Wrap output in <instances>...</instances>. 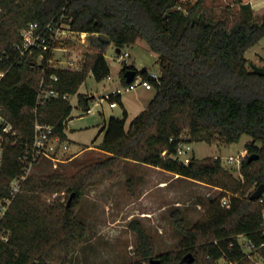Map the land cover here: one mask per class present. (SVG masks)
Returning <instances> with one entry per match:
<instances>
[{"label": "trees", "instance_id": "16d2710c", "mask_svg": "<svg viewBox=\"0 0 264 264\" xmlns=\"http://www.w3.org/2000/svg\"><path fill=\"white\" fill-rule=\"evenodd\" d=\"M204 0L184 4L179 0H0V71L7 72L0 87L2 115L15 127L20 140L3 138L0 198L10 196V185L25 175L20 160L25 144L34 140L36 123L50 125L54 135L67 140L65 130L73 108L71 96L89 110L91 97L80 94L92 74L97 82L110 76L105 53L111 45L123 52L144 41L157 56L159 81L144 69L136 72L156 90L147 110L126 131L128 114L111 117L104 140L97 148L104 160L86 165L72 176L28 175L10 205L0 227V264H72L73 255L84 244L87 228L77 211L90 187L115 181L124 162L158 168L179 177L221 189L203 217L190 229L179 210L171 213L182 235L178 251L155 254L153 240L137 221L130 229L137 235V260L129 264H249L239 237L257 247L264 244V200L250 199L264 185V74L249 66L246 53L264 38V16L255 18L249 6L238 14L229 8L205 9ZM30 24L54 29L68 25L85 34L90 50L82 69L52 68L55 44L48 52L35 50L21 57L16 45ZM106 35L109 43L99 38ZM120 52V53H121ZM39 64L38 60L41 58ZM264 68V67H263ZM57 76L58 81L50 78ZM42 81L57 98L38 104ZM121 103V96L115 98ZM186 136V137H185ZM243 136L252 140L243 159L240 179L215 158L197 159L188 165L175 157L181 138L189 144L226 146ZM260 145V146H259ZM255 155L257 159L249 161ZM231 193L230 209L221 198ZM65 194L47 200V196ZM263 201V202H261ZM231 245L233 247L231 248ZM264 254V248L261 250ZM193 261L191 262V259Z\"/></svg>", "mask_w": 264, "mask_h": 264}, {"label": "rangeland", "instance_id": "374dc122", "mask_svg": "<svg viewBox=\"0 0 264 264\" xmlns=\"http://www.w3.org/2000/svg\"><path fill=\"white\" fill-rule=\"evenodd\" d=\"M215 10L218 13L221 11ZM87 38L85 34L72 32L68 25H61L60 30L57 31L56 49L53 50L49 65L52 68H63L68 58L84 61L86 52L90 50ZM63 50H67V53ZM123 52L130 54L126 62L121 58L122 54L117 53L114 45L108 47L105 57L110 68V76L102 82H97L90 74L81 86L80 94L95 97L90 101L89 107L92 108L90 114L79 106L77 95L71 96L73 111L71 120L67 122V132L73 142H69L70 155L61 158L64 163L43 160L32 167L29 175L72 176L86 165L108 157L106 153L97 148L103 141L102 136L97 139L99 132L105 126L103 112L107 116L106 120L111 115L122 117L123 114L120 106L111 110L108 101L104 102L102 107H96V103L116 90H121L123 98L132 101L134 93L143 90L144 87H137L134 91H125L127 85L121 80L123 69L127 66L141 71L143 67L153 65L157 58L149 51L144 41H140ZM256 52L264 57V38L246 53L249 66L262 67ZM38 62L40 64L41 58ZM151 93L155 95L156 90H151ZM131 121L127 122L126 128L130 127ZM251 142L249 136H243L239 143L230 146H226L221 140L213 144L193 143L191 145L192 156L200 160L219 157L223 167L240 179L237 167L227 166L226 160L229 157L237 158L240 154L247 153V146ZM79 152L81 154L75 156ZM212 188L185 178L177 180L173 174L158 168L132 161L124 162L115 181H106L90 187L86 192L77 216L87 228V237L84 244L74 253L72 264H129L135 262L138 239L129 227L133 221L139 222L147 231L153 240L156 255L178 251L182 235L175 227L171 213L179 210L185 220V227L190 229L203 217L210 201L223 194L221 189ZM58 197H62V201L65 200L64 193L47 196L46 199L51 201ZM230 197L231 193L227 192L221 199L229 198L230 200ZM245 241L246 238L239 237L241 245Z\"/></svg>", "mask_w": 264, "mask_h": 264}, {"label": "built area", "instance_id": "2783aa9c", "mask_svg": "<svg viewBox=\"0 0 264 264\" xmlns=\"http://www.w3.org/2000/svg\"><path fill=\"white\" fill-rule=\"evenodd\" d=\"M60 30L54 29L52 24L47 25L42 28L38 24H30L23 32H22V41L20 44L16 45V49L19 51L21 57H25L27 54H32L35 50H42L43 52H48L50 49V42L53 44L57 43L56 35L57 31ZM56 49V47L54 48ZM53 49V50H54ZM67 53V50H63ZM122 59L126 60L130 58V54L127 52H121ZM42 59V57H41ZM83 60H76L73 58H68L66 61L65 67L57 68V69H65V70H81L83 65ZM7 72L0 71V87L2 85L3 80L6 77ZM151 77L159 81V74L151 73ZM50 81L57 82L58 77L52 76ZM45 83L42 81L40 92L38 94V104L44 103L46 100L57 98L58 92L52 89H45ZM144 87L148 90L153 89L151 83L145 81L141 76H135L132 83H129L125 87V91H133L137 87ZM121 90L113 91L111 94L101 98L96 103V107H102L103 103L108 101L110 108H115L118 106L116 101H113L115 98L120 97L122 95ZM95 99V97H94ZM2 109L0 108V170L2 166V156L3 150L1 147V142L3 138L14 139L13 144H17L20 140V134L15 129V127L2 115ZM92 112V108L89 107V110L86 112L90 114ZM62 140L59 137L54 135V128L50 125H43L40 123H36L35 126V135L34 140L31 143L25 144V152L24 155L20 158L21 162L26 165L24 172L25 175L19 179H15L10 185V196L8 198H0V227L1 223L12 204L16 195L20 192L21 183L27 178L30 174V170L34 165L42 162L43 160H48L52 162H60L59 153L61 149ZM192 144L185 142V138H181L178 143V149L176 154V159L183 163L184 165H188L192 158ZM247 153L240 154L237 158L229 157L226 160L227 166H236L237 169L241 170L243 159L246 157ZM215 159H220L219 157H215ZM221 160V159H220ZM222 161V160H221ZM241 177V174H240ZM222 207L226 209H230V200L229 198L221 199ZM263 202V201H261ZM0 237L2 239H6L5 236L0 231ZM245 238V237H244ZM242 252L245 254V259L249 264H264V254L261 253V250L264 248V244L260 247L255 246L250 243L247 238L243 245H241ZM233 245H231V248ZM241 262H228L227 264H240Z\"/></svg>", "mask_w": 264, "mask_h": 264}, {"label": "crops", "instance_id": "0c3cea01", "mask_svg": "<svg viewBox=\"0 0 264 264\" xmlns=\"http://www.w3.org/2000/svg\"><path fill=\"white\" fill-rule=\"evenodd\" d=\"M179 1L181 3H184V4H193L197 0H179ZM203 6H204L205 9H212V10H215V9H217V10H223L225 8H229L230 11H232L235 14H238L239 12H241V9H242L243 6H249L250 9H251V11H252V14H253V16L255 18H261V17L264 16V0H204ZM256 55L259 56V60L261 62V65H262V67H264V57H262L258 52H256ZM156 62H157V58H156V61L154 63L155 65L153 64L150 67L149 66L143 67L142 70L146 69L150 74L151 73L158 74V69H157V66H156ZM151 90H153V89H151ZM151 90H148V89L144 88L143 90H139V91L135 92L134 93V98L132 99V101H130L127 98H123V96L121 95V103H122V105L118 104V106L121 107L122 114H123L124 111H126L127 114H128V119L126 121V125H127V122H130L131 119L134 116H135L134 117V119H135L138 115H140L142 112H144L145 110L148 109L151 101L155 97V95H153L151 93ZM91 98H94V96H92ZM91 100H93V99H91ZM117 107L110 108V109L111 110H114ZM103 116L105 117V126L99 132L97 139L100 136H102V139L104 140L105 131H103V130L105 129L108 120L111 117H116V116L111 115L108 120H106L107 116L105 115L104 112H103ZM70 118H71V116H70ZM119 118H121V117H119ZM69 120H71V119H69ZM128 130H129V128H126V131H128ZM65 134L67 136V140L62 142L61 149H60V153H59V157H60V162L61 163H64V161H61V158H63L65 155H70V149H71V145H70L69 142H71L72 140L70 139V136H69V134L67 132V127H66V130H65ZM86 148H90L91 149L92 147H86ZM95 150H97V148H95ZM80 154L81 153L79 152V153L75 154V156H78ZM173 177L174 178H177V180H182V177H179L177 175H174L173 174ZM197 183H199V182H197ZM199 184H202L205 187H208V188L213 189L212 187H210V186H208L206 184H203V183H199Z\"/></svg>", "mask_w": 264, "mask_h": 264}, {"label": "water", "instance_id": "95a60500", "mask_svg": "<svg viewBox=\"0 0 264 264\" xmlns=\"http://www.w3.org/2000/svg\"><path fill=\"white\" fill-rule=\"evenodd\" d=\"M99 38L101 40H103L104 42H107L109 43V38L106 36V35H99ZM121 52V49H117V53H120ZM251 69L259 74V75H263L264 74V68L263 67H258V66H255V65H250ZM136 76V72L133 71V70H128L126 73H125V78H126V82L129 84V83H132V81L134 80ZM91 99H94V98H91ZM258 156H255V155H252L249 157V161H253L255 159H257ZM264 195V185H260L258 188H256V190L253 191V193L251 194L250 196V199L252 201H257L259 199H261V197ZM193 261V258L191 259V262ZM36 264V263H34ZM150 264H160V261L159 260H156V259H152L150 261Z\"/></svg>", "mask_w": 264, "mask_h": 264}]
</instances>
